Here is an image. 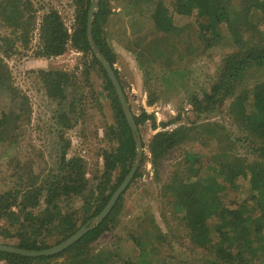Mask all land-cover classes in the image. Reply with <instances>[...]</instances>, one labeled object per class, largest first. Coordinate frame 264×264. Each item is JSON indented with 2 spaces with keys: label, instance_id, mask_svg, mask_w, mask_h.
Here are the masks:
<instances>
[{
  "label": "trees",
  "instance_id": "obj_1",
  "mask_svg": "<svg viewBox=\"0 0 264 264\" xmlns=\"http://www.w3.org/2000/svg\"><path fill=\"white\" fill-rule=\"evenodd\" d=\"M71 1L74 6L72 32L68 33L55 10L50 11L40 27L43 46L39 53L47 57L60 55L71 41L77 50L91 56L85 65L87 77L80 79L64 71L49 70L40 72L41 80L47 95L55 99L57 104H62L75 88L78 92L89 88L85 85V79L89 81L91 72L96 70L102 76L116 122L109 126L106 137L115 145L114 148L101 150L102 168L97 167L92 174L82 157L67 156L69 143L62 146L55 167L47 168V172L41 171V178L30 175L27 181L23 177L20 179V174L25 170L18 167V183L0 193V220L6 224L0 227V236L4 240L17 238L16 243L5 244L25 250H42L53 246L45 242L48 234L58 238L54 243L56 245L98 215L130 171L137 155L134 136L113 84L87 40L86 21L91 0ZM171 4L174 11L183 15H188L193 5L198 9L196 17L199 32L209 34L204 40L206 44L218 42L221 36L215 26L221 21L225 22L236 49L226 53L222 71L209 91L200 97L191 96L190 105L199 117L203 113L218 111L229 100L230 117L240 132L236 141H242L239 142L241 147L253 156L251 161L241 158L234 152L235 142H225L218 148L220 153L215 156L188 153L175 164L168 181L162 185L163 192L169 200L172 214L178 217L184 231H187L192 246L200 250L191 260H178V264H264V83L253 86L251 92L243 88L235 96L238 82L244 78L246 71L252 65L264 64V34L260 35L259 42L252 43L243 38V34L249 30L263 33V30H257L258 24L255 25L250 16L253 11L263 13L264 2L174 0ZM110 13L107 1L99 0L93 15L92 37L118 78L117 70L113 67L114 53L106 40L104 29ZM150 16L156 30L169 32L173 28L172 14L163 1L154 4ZM6 75L7 69L0 63V78L4 81ZM74 92L73 96L78 94ZM15 99L26 101L20 95ZM71 100L68 107L72 108V97ZM22 101H19L20 105L27 111L29 107ZM14 115L12 111L0 115V144L10 136L12 125L18 119ZM60 115L64 117V112ZM134 119L138 127L150 121L152 129H157L152 114L142 111L134 115ZM176 119L159 125L165 128ZM191 123V126L179 125L171 130L157 131L151 137L148 149L156 168L171 149L195 137L192 134L201 125L194 121ZM113 174L115 179L111 183ZM139 175L140 172L136 170L131 181ZM76 201L80 202V206L71 205L63 210L64 204ZM121 201L122 194L101 223L91 225L86 233L63 251L39 257L0 251V261L6 264H44L61 258L63 264H155V255L147 247V242L138 241L134 235L130 238L141 248L133 246L135 253L132 255L123 257L118 250L108 247L95 251L93 244L111 230ZM15 223H18L17 226ZM10 226H13L12 229L16 226L17 230L9 229ZM26 227L32 228L31 231L25 230ZM154 230V235L158 236L155 225ZM140 235L151 237L148 228H143Z\"/></svg>",
  "mask_w": 264,
  "mask_h": 264
},
{
  "label": "rangeland",
  "instance_id": "obj_2",
  "mask_svg": "<svg viewBox=\"0 0 264 264\" xmlns=\"http://www.w3.org/2000/svg\"><path fill=\"white\" fill-rule=\"evenodd\" d=\"M106 1L111 13L104 29L114 53L113 67L117 70L120 85L132 113L139 115L145 111L152 114L157 129H152L150 121L138 127L143 148L137 166L140 175L122 193L120 211L111 230L105 232L93 247L95 251L106 247L118 250L126 257L135 253L132 247L137 245L130 238L134 235L138 241L147 242V247L155 255V264L185 262L200 250L192 246L187 231L172 214L163 192L162 185L168 181L175 164L188 153L215 156L225 142H235L237 156L248 161L253 158L246 148L241 147L239 142L242 141H236L240 132L230 117L229 100L220 111L203 113L199 117L190 105L191 96L200 97L209 91L222 71L226 53L234 51L236 46L222 21L215 26L221 38L216 43L206 44L204 40L209 34H200L196 17L198 9L194 5L188 15H183L173 10L171 3L174 0ZM157 1H163L172 14L173 28L169 32L158 31L153 25L150 13ZM52 10L60 15L71 33L74 26L71 0H0V63L7 69L4 81L0 78V115L12 111L18 117L8 140L0 144V193L18 183V167L25 170L20 179L23 177L27 181L30 175L41 178L42 170L47 172V168L55 167L62 146L67 143V156L82 157L91 174L97 167L102 168L101 150L115 145L106 137L109 126L116 122L102 76L96 70L91 72L89 81L85 79V85L90 87L82 89L81 93L75 88L62 104H57L44 89L40 72L60 70L84 79L87 77L85 65L91 58L89 53L84 55L77 50L71 41L60 55L47 57L39 53L43 46L40 27ZM250 19L263 33L249 30L243 38L252 43L259 42L260 35L264 34V12L253 11ZM261 83H264V64L252 65L238 82L235 96L243 88L251 92L253 86ZM74 91L78 92L75 96ZM17 95L26 100L19 101L27 103V111L15 99ZM71 97L74 100L72 108L68 107ZM62 112L64 117L60 115ZM174 118L176 121L165 128L159 125ZM192 121L201 125L192 134L195 137L171 149L156 168L148 149L151 137L160 130L191 126ZM114 179L115 174L111 183ZM71 205L80 206V202L64 204L63 210ZM94 224L93 221L90 225ZM3 225L5 222L0 220V227ZM154 225L158 228V236L154 235ZM16 226L9 229L15 231ZM143 228L150 230V238L140 235ZM31 229L26 227L25 230ZM57 239L48 234L45 242L54 245ZM0 241L14 244L17 238L4 240L0 236ZM63 262L58 258L44 264ZM0 264L6 263L0 261Z\"/></svg>",
  "mask_w": 264,
  "mask_h": 264
},
{
  "label": "water",
  "instance_id": "obj_3",
  "mask_svg": "<svg viewBox=\"0 0 264 264\" xmlns=\"http://www.w3.org/2000/svg\"><path fill=\"white\" fill-rule=\"evenodd\" d=\"M97 5H98V0H91L90 5H89L88 14H87V21H86L87 40H88V43H89V46L92 52L96 55L98 61L102 64L103 68L105 69L108 77L110 78L113 84L115 93L121 104L124 117L135 139L136 151H137L136 160L133 166L131 167L130 171L128 172V174L124 177L123 181L120 183L117 189L113 192L112 196L110 197L109 201L104 206L102 211L95 217L88 220L85 224H83L77 231H75L69 237H67L66 239H64L63 241H61L60 243L56 245H53L49 248L42 249V250H25V249H20L17 247H13L10 245L0 243V251L15 253L18 255H23V256H28V257H39V256L53 255L60 251L65 250L66 248L71 246L73 243H75L84 233H86L91 228L90 224L93 221L95 222L96 225L102 222V220L111 211L118 197L128 187V185L130 184L137 170V166H138L143 148H142L141 137L138 134V126L134 119V114L132 113L129 107L126 96L123 92V89L120 85L118 78L116 77L114 73L113 68L111 67L110 63L105 60V57L102 54V52L96 47L93 41V37H92L93 15L97 11Z\"/></svg>",
  "mask_w": 264,
  "mask_h": 264
}]
</instances>
